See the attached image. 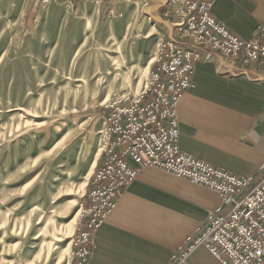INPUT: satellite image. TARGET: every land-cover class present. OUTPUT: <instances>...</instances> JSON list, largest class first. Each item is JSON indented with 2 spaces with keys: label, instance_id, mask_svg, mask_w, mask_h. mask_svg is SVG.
I'll list each match as a JSON object with an SVG mask.
<instances>
[{
  "label": "rangeland",
  "instance_id": "1",
  "mask_svg": "<svg viewBox=\"0 0 264 264\" xmlns=\"http://www.w3.org/2000/svg\"><path fill=\"white\" fill-rule=\"evenodd\" d=\"M103 1L0 0V264H71L105 106L115 95L137 99L172 42L160 40L152 0H110L109 16ZM56 152L80 161L53 186L60 177L43 161Z\"/></svg>",
  "mask_w": 264,
  "mask_h": 264
},
{
  "label": "built area",
  "instance_id": "2",
  "mask_svg": "<svg viewBox=\"0 0 264 264\" xmlns=\"http://www.w3.org/2000/svg\"><path fill=\"white\" fill-rule=\"evenodd\" d=\"M213 3L169 0L178 20L176 29L187 44L161 45L145 91L137 99L115 95L105 106V146L91 176L88 206L82 209L84 222L73 240L71 264H88L92 234L138 172L148 168L212 192L221 202L204 226L177 248L172 264H183L198 247L220 264H264V179L233 176L189 157L178 146L176 110L192 87L193 66L202 49L219 54L238 71L248 66L264 68V26L243 40L215 20Z\"/></svg>",
  "mask_w": 264,
  "mask_h": 264
},
{
  "label": "crops",
  "instance_id": "3",
  "mask_svg": "<svg viewBox=\"0 0 264 264\" xmlns=\"http://www.w3.org/2000/svg\"><path fill=\"white\" fill-rule=\"evenodd\" d=\"M109 1H103L106 16L113 11ZM152 1L154 18L160 13L161 42L185 46L168 0H161V7L160 0ZM211 15L247 40L264 26V0H214ZM244 69L227 66L215 52L200 51L192 87L176 110L178 146L193 159L258 181L264 179V68ZM219 205L212 192L158 170L143 169L92 234L88 264H172L177 248L204 226ZM87 206L84 198L83 208ZM183 264L220 263L198 247Z\"/></svg>",
  "mask_w": 264,
  "mask_h": 264
},
{
  "label": "bare ground",
  "instance_id": "4",
  "mask_svg": "<svg viewBox=\"0 0 264 264\" xmlns=\"http://www.w3.org/2000/svg\"><path fill=\"white\" fill-rule=\"evenodd\" d=\"M44 3L45 4H49V0H44ZM49 152H51V151H49ZM47 154H49V153H47ZM52 155H53L52 157H47L46 159L44 158L45 160L43 162H44V165H47L48 166V170L49 171L47 172V174H49V175H52L53 174V175H56V176L60 177L59 178L60 181L57 180V177H56L55 180H52V181L49 182L50 185L57 186L58 184L60 185L62 181H65L66 177L69 176V173H71L72 171H74V170L77 169V167L79 166L80 157H79V154L78 153H68V152H64V153H61L59 155L56 152V153H53ZM32 164L34 165V162ZM30 173L32 174V172H30ZM36 177H37V175H36ZM86 179L87 178H85V180ZM32 181H33V179L29 183H27V185L31 184ZM27 185H25V186H27ZM80 185L81 186L79 187V190L83 191V189L85 187V182H83ZM63 190H64V188L62 189V191ZM26 203L30 206V208H36V207H38V205H36L37 202H35L34 200H31L30 197L27 198ZM71 222L74 223V219H72ZM66 250L67 249H65V251Z\"/></svg>",
  "mask_w": 264,
  "mask_h": 264
}]
</instances>
